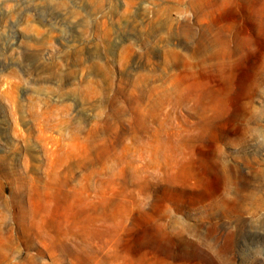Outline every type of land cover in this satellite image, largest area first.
Wrapping results in <instances>:
<instances>
[{"label": "rangeland", "instance_id": "374dc122", "mask_svg": "<svg viewBox=\"0 0 264 264\" xmlns=\"http://www.w3.org/2000/svg\"><path fill=\"white\" fill-rule=\"evenodd\" d=\"M0 264H264V0H0Z\"/></svg>", "mask_w": 264, "mask_h": 264}]
</instances>
